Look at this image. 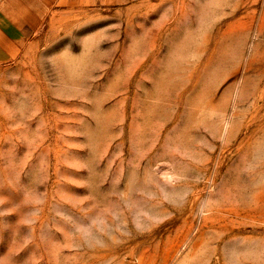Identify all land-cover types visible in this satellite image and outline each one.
<instances>
[{
    "label": "rangeland",
    "instance_id": "rangeland-1",
    "mask_svg": "<svg viewBox=\"0 0 264 264\" xmlns=\"http://www.w3.org/2000/svg\"><path fill=\"white\" fill-rule=\"evenodd\" d=\"M0 64V264H264V0H70Z\"/></svg>",
    "mask_w": 264,
    "mask_h": 264
},
{
    "label": "crops",
    "instance_id": "crops-1",
    "mask_svg": "<svg viewBox=\"0 0 264 264\" xmlns=\"http://www.w3.org/2000/svg\"><path fill=\"white\" fill-rule=\"evenodd\" d=\"M70 4V0H0V64L16 57L46 19Z\"/></svg>",
    "mask_w": 264,
    "mask_h": 264
}]
</instances>
